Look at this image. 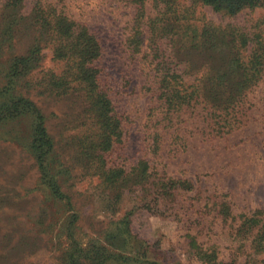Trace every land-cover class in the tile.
<instances>
[{
	"label": "rangeland",
	"instance_id": "obj_1",
	"mask_svg": "<svg viewBox=\"0 0 264 264\" xmlns=\"http://www.w3.org/2000/svg\"><path fill=\"white\" fill-rule=\"evenodd\" d=\"M42 1L97 40L121 135L91 143L92 98L52 76L61 39L38 41L25 9L0 0V110L18 111L0 120V264H99L94 246L120 244L139 264H264V0L235 14L201 0ZM184 92L192 107L167 103ZM225 96L237 103L212 116L203 100ZM38 111L52 145L43 167ZM120 226L136 240L115 239Z\"/></svg>",
	"mask_w": 264,
	"mask_h": 264
},
{
	"label": "trees",
	"instance_id": "obj_2",
	"mask_svg": "<svg viewBox=\"0 0 264 264\" xmlns=\"http://www.w3.org/2000/svg\"><path fill=\"white\" fill-rule=\"evenodd\" d=\"M6 3L4 6L5 10H12L18 12L21 9H25L24 12L21 11V18H29L31 20L30 26H36V38L38 41H42L43 34L50 35L61 39L54 48V57L63 61V69L57 74L52 73L53 78L58 83L57 85L63 86L62 91H67L70 88L72 90L76 89L71 86V82L77 81L82 82L83 85L81 89L84 90L85 97L92 100L90 101L91 107L95 111L98 121V127L100 130V135L97 140L92 141L95 143L97 141L98 148L103 149V146H109L112 144L113 137L117 136L119 138L121 135L120 121L113 111V106L111 99L108 94L100 87L98 83V68L93 66V60L99 54V44L95 37L90 34V30L84 24H80L73 19H69L65 15L57 13L52 3H44L42 0H3ZM27 1V3H26ZM133 2L140 3L142 0H132ZM204 4L210 5L214 10H225L227 13L235 14L244 6H251L258 3L261 0H201ZM27 4H29V9H26ZM142 4V3H141ZM27 23V21H25ZM40 46L36 44L31 46L30 53L26 56V61L28 64L39 61L41 58L39 55ZM24 58V57H23ZM221 78V75L218 76ZM217 81L214 85L219 84ZM213 85V86H214ZM238 90H241L244 86H240ZM181 92L180 89H177ZM194 95L192 93L180 94L177 96L176 101H171L166 99L167 103L172 105L174 109L184 110L193 106L196 98H192ZM205 105H208L212 116L220 117L217 112H226L228 109L231 110L232 107L237 103V100L230 98H217V100H203ZM18 103L21 102L18 100ZM13 107V105H12ZM19 109V108H18ZM18 111H13L10 115H6L5 110H0V120L7 119L8 116H14ZM33 147L36 151V159L41 161L40 167H43V158L48 157V153L52 149L50 137L45 128V118L38 111L36 114L35 123V134H33ZM88 153V148L86 149ZM143 164V162H141ZM144 166L146 163L144 162ZM187 181L185 179H177ZM170 183L175 184L176 181L170 180ZM175 182V183H174ZM50 185V184H49ZM52 190L54 189V194L58 199L63 200L67 198L65 194H61L58 191L57 185L55 183L50 185ZM118 224V223H117ZM126 224V223H125ZM67 233V232H66ZM114 238L117 239L122 235L129 236L130 239H135L132 233H129L127 226H120L115 228V232L111 233ZM136 240V239H135ZM130 244L123 245H111L107 247L106 245L94 246L96 252L95 262L99 264H122L121 262H128L129 264H139V258L137 256H132L137 254L136 249ZM116 250V251H115ZM136 253H135V252ZM128 255H125V254ZM131 254V255H129ZM80 255H84L81 253ZM82 257H77L73 259L72 264H79ZM125 263V264H128Z\"/></svg>",
	"mask_w": 264,
	"mask_h": 264
}]
</instances>
